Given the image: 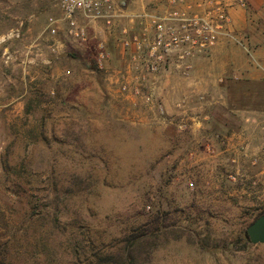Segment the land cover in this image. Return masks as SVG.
I'll list each match as a JSON object with an SVG mask.
<instances>
[{
    "label": "rangeland",
    "instance_id": "obj_1",
    "mask_svg": "<svg viewBox=\"0 0 264 264\" xmlns=\"http://www.w3.org/2000/svg\"><path fill=\"white\" fill-rule=\"evenodd\" d=\"M244 1L230 11L262 45L264 0ZM58 3L0 0V264H111L142 231L135 264H264V243L239 240L264 214L259 87L213 80L229 74L203 56L189 84L177 68L122 79L119 27H91L85 45L53 38Z\"/></svg>",
    "mask_w": 264,
    "mask_h": 264
},
{
    "label": "built area",
    "instance_id": "obj_2",
    "mask_svg": "<svg viewBox=\"0 0 264 264\" xmlns=\"http://www.w3.org/2000/svg\"><path fill=\"white\" fill-rule=\"evenodd\" d=\"M224 1L167 0L164 9L135 16L133 22L137 20L140 27L130 29L119 24L125 17L126 0H59L60 17L49 18L44 32L53 38L63 32L77 45H85L93 25L108 31L118 26L122 48L130 50L131 57L127 70L120 73L122 79L129 78L131 67L148 76L173 68L187 73L194 58L208 54L222 39L234 40L229 7L233 2L240 7L246 4L244 0ZM96 49L94 63L104 69L110 54L105 43L99 42Z\"/></svg>",
    "mask_w": 264,
    "mask_h": 264
},
{
    "label": "crops",
    "instance_id": "obj_3",
    "mask_svg": "<svg viewBox=\"0 0 264 264\" xmlns=\"http://www.w3.org/2000/svg\"><path fill=\"white\" fill-rule=\"evenodd\" d=\"M152 2H154V0H126L127 7L125 10V17L119 21V24L129 27L130 29L139 28V22L137 20L136 22H133L135 16H140L154 10H162L165 7L162 4L156 6ZM248 2L251 6L250 9H257L259 6L258 3H254L252 0H248ZM230 12L231 23L229 31L231 32V35L234 36V40L222 39L208 52V54L196 59L194 63L196 65L203 61L208 69H214L215 66L220 65L223 67L222 69H225L229 74L228 78L219 75H212L213 80L228 81L229 79L231 83L244 80L245 83L243 84L246 85L245 88H248L245 94H247L248 97L253 95V89L255 86L259 87L257 94L264 97V44L258 46L253 45L252 39L245 37L244 34L247 26L244 11L233 8ZM236 16L239 18V22L237 21ZM92 28L96 31L100 28L99 31L104 39L109 38L111 35L109 31H107V34H103L105 28L100 25H93ZM116 46L121 47V42ZM155 76L157 78L163 77L160 75ZM198 77H201L198 72H188L186 76H181V79L187 81L189 84V81L197 80L199 79ZM259 106L260 108L256 111L262 113V111H264V105ZM241 110L245 113L254 111L252 107H244L241 108Z\"/></svg>",
    "mask_w": 264,
    "mask_h": 264
},
{
    "label": "trees",
    "instance_id": "obj_4",
    "mask_svg": "<svg viewBox=\"0 0 264 264\" xmlns=\"http://www.w3.org/2000/svg\"><path fill=\"white\" fill-rule=\"evenodd\" d=\"M145 236H146L145 231L128 236L126 239V242L128 243L125 246L124 254L122 255V257L117 260L116 258L113 257V255H109L110 259L114 258V262L111 264H135L136 256L132 253L133 251L131 250V247L136 245L140 240L144 239ZM239 240L240 242H243L245 244L249 242L246 233L243 236H241Z\"/></svg>",
    "mask_w": 264,
    "mask_h": 264
},
{
    "label": "water",
    "instance_id": "obj_5",
    "mask_svg": "<svg viewBox=\"0 0 264 264\" xmlns=\"http://www.w3.org/2000/svg\"><path fill=\"white\" fill-rule=\"evenodd\" d=\"M246 235L252 245L264 243V214L257 217L247 227Z\"/></svg>",
    "mask_w": 264,
    "mask_h": 264
}]
</instances>
